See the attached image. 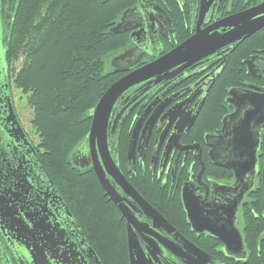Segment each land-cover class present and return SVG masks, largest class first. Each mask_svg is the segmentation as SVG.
Masks as SVG:
<instances>
[{"label": "flooded vegetation", "instance_id": "1", "mask_svg": "<svg viewBox=\"0 0 264 264\" xmlns=\"http://www.w3.org/2000/svg\"><path fill=\"white\" fill-rule=\"evenodd\" d=\"M20 1L0 0V264H186L172 251L174 247L184 249L174 231L206 254L209 264H264V126L259 133L252 187L244 193L231 224L239 233L244 254L237 250V233L221 219L238 183L233 171L211 162L207 140L217 136L224 117L234 114L237 107L242 112L247 109L239 95L230 96V91L264 95V27L140 93L136 105L113 128L116 113L123 107L122 100L117 103L109 122L108 158L133 191L102 166L118 204L111 200L93 167V161L102 163L101 156L83 139L69 155V163L73 170L95 177L101 189L84 210L51 178L38 138L23 123L17 107L14 65L8 59L7 45ZM129 2L116 23L127 13L124 24L129 29L120 32L126 36V44L111 62L122 75L169 53L197 28L206 29L254 9L264 0ZM135 94L133 90L125 98ZM138 121L136 145L129 152ZM147 123L150 134L143 140ZM125 138L124 149L121 142ZM258 181L262 191L259 212L254 210L255 200H259ZM183 194L197 200L194 202L209 219L215 217V207L222 210L217 215L224 240L192 229ZM143 201L174 231L154 219ZM247 219L253 220V228L247 226Z\"/></svg>", "mask_w": 264, "mask_h": 264}, {"label": "trees", "instance_id": "2", "mask_svg": "<svg viewBox=\"0 0 264 264\" xmlns=\"http://www.w3.org/2000/svg\"><path fill=\"white\" fill-rule=\"evenodd\" d=\"M123 10L111 0H21L7 45L9 61L21 60L14 82L32 109L45 168L84 210L101 189L95 177L71 168L69 155L88 134L90 111L120 78L108 57L126 42L111 32Z\"/></svg>", "mask_w": 264, "mask_h": 264}, {"label": "water", "instance_id": "3", "mask_svg": "<svg viewBox=\"0 0 264 264\" xmlns=\"http://www.w3.org/2000/svg\"><path fill=\"white\" fill-rule=\"evenodd\" d=\"M124 14L120 24L115 25L111 32L119 34L122 31L128 30L124 23ZM264 27V3L254 9L237 14L231 18L225 19L217 24H214L206 29L197 28L196 32L189 39L176 46L164 56L151 61L139 68H136L123 77L114 82L107 91L102 95L96 106L90 111L91 124L88 134L84 140L89 149L94 153L95 148L98 150L102 163L93 161L94 171L99 182L109 195L112 201L118 204L116 197L112 194L107 180L105 179L102 166L107 170L121 185L129 191L133 189L125 181L118 168L109 160L108 153V129L112 112L117 103L122 100V109L116 113L113 123L126 112L136 105L141 94L153 86L162 84L170 80L178 73L185 70L193 63L199 61L205 56L232 44H237L248 38L258 30ZM247 64L250 67L251 62ZM117 72V71H116ZM135 90V95L126 97L125 95ZM138 93V94H137ZM237 96L242 106H245L246 111H237L234 114L226 116L222 120V128L217 136L208 138V143L211 148L209 155L211 162L219 167L233 171L236 179V187L233 189V200L227 203L223 210L222 220L226 221L230 226L235 222V215L243 198L244 193L252 187V179L257 172V150L259 133L264 126V95L263 94H240L230 91V96ZM142 121V120H141ZM141 121H138L131 140L128 145L129 152H132L136 145L138 132ZM112 128V131H113ZM151 125L146 124L143 129L142 138L147 139L150 134ZM248 177V180L246 179ZM261 180L264 199V160L261 168ZM134 193V192H133ZM184 207L187 213V220L195 232L206 231L214 237L224 240L222 229L218 222L220 216L218 212H222L219 207H215L213 212L215 217L209 219L204 216V210L199 208V203H195L190 198H186L183 194ZM143 203H145L143 201ZM145 205L152 211V217L159 221L162 225L172 228L166 220L159 215L155 210ZM231 226L230 230L238 235V252L244 254L242 242L239 233ZM174 231V230H173ZM175 237L183 243V248L174 247L172 249L179 258L186 264H209V258L202 251L198 250L192 244L186 242L175 231ZM129 246L131 249V237L129 236ZM227 254L233 255L232 250H227Z\"/></svg>", "mask_w": 264, "mask_h": 264}, {"label": "rangeland", "instance_id": "4", "mask_svg": "<svg viewBox=\"0 0 264 264\" xmlns=\"http://www.w3.org/2000/svg\"><path fill=\"white\" fill-rule=\"evenodd\" d=\"M130 0H115L114 1V4H115V6L117 7H123V9H124V7H126V6H128V5H130L129 2ZM124 38H126V36H124V35H122ZM125 44H126V42L124 41V44L119 48V50L122 48V47H124L125 46ZM118 50V51H119ZM116 53L117 52H115V53H113L112 55H110L109 57H108V63H109V65L111 64V62H112V60L113 59H115L116 57H118V56H115L116 55ZM21 63V60H19V63H14L13 62V65H14V68H13V81L15 80V78H14V76H15V74H16V70H17V68H18V65ZM111 66V65H110ZM112 68V67H111ZM116 75H120V78L121 77H123L124 75H122V74H116ZM119 78V79H120ZM116 82V81H115ZM13 85H14V94H15V96L17 97V107H18V109H19V111H20V115H21V117H22V120H23V123L26 125V127L27 128H29V129H31V132H33L34 133V137H35V139H37L38 138V142L40 143V140H39V135L37 134V132H36V130H35V128H34V126H33V124H32V121H33V112H32V109H31V107L28 105V101H27V97H26V95H24L22 92H21V90L19 89V88H17V86H16V84H15V82H13ZM32 133V134H33Z\"/></svg>", "mask_w": 264, "mask_h": 264}]
</instances>
